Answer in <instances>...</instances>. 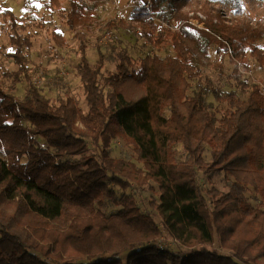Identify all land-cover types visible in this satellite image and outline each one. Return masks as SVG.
I'll return each mask as SVG.
<instances>
[{
  "label": "trees",
  "instance_id": "1",
  "mask_svg": "<svg viewBox=\"0 0 264 264\" xmlns=\"http://www.w3.org/2000/svg\"><path fill=\"white\" fill-rule=\"evenodd\" d=\"M65 1L63 17L73 28L90 23L105 0L46 5L61 8ZM192 1L150 0V8L130 12L151 46L173 49L145 55L137 68L126 50L114 47L106 57L98 51L92 65L79 35L75 73L86 111L70 94L51 102L33 83L31 36L5 10L17 71L3 77L12 89L24 80L27 92L19 99L0 81V264H264V79L241 83L244 98L204 79L227 105L219 116L206 103L205 87L193 86L212 44L229 53L235 71L248 70L249 57L264 65L255 45L264 39V24L209 16L208 30L196 28L184 10ZM230 1L232 15L242 16V0ZM105 59L114 68L101 72ZM117 136L140 165L112 156ZM215 174L230 178L227 191L212 185ZM144 188L151 195L138 202L133 192ZM163 235L169 244L159 243Z\"/></svg>",
  "mask_w": 264,
  "mask_h": 264
},
{
  "label": "rangeland",
  "instance_id": "2",
  "mask_svg": "<svg viewBox=\"0 0 264 264\" xmlns=\"http://www.w3.org/2000/svg\"><path fill=\"white\" fill-rule=\"evenodd\" d=\"M125 0H117L122 4ZM145 2L146 0H141ZM111 0H105L98 8L93 20L98 19L108 21L107 27L111 29V38L97 39L99 34L91 35L88 33L84 38L86 57L92 65L98 62L100 51L105 57L111 53V47L116 51L126 50L134 64L138 67L140 58L147 54H158L161 56L173 54V49L169 46L163 49H157L151 46L146 40V33L143 35L134 33L125 20L130 19V13H122V17L114 18L113 4ZM243 13L242 16L232 15L233 8L230 0H193L191 4L184 7L187 12L188 22L197 28L208 30L207 20L213 17V21H222L225 24H231L232 21L245 20L249 21L252 26H257L260 22L264 24V2L259 0H242ZM165 9V5H162ZM68 9V3L65 1L61 8H51L46 5V0H0V81L6 90H11L19 99H22L27 92V83L22 80L17 83L15 88H11V82L3 77V72L17 71V65L9 56L14 48L9 44V30L7 25V17L5 10H10L17 17L19 22L26 26L27 32L31 36L32 48L26 52L29 60L30 74L33 83L40 91L53 103L64 98L67 94L75 97L78 104L84 111L87 106L84 100L83 87L80 79L75 73V66L79 60V35L76 27L69 28L64 20L63 14ZM113 11V12H112ZM116 14V13H115ZM203 17H201L200 15ZM154 23L157 27H161L164 21L152 15ZM197 20H203V27H198ZM121 20V21H120ZM171 25H178V20H170ZM82 23L77 25H87ZM144 30V29H143ZM64 39L63 44H59L55 40V36ZM81 36V35H80ZM255 45L264 52V39L259 40ZM249 69L245 70L239 65L235 71V64L232 62L229 53L219 44H212L207 55L202 57L200 70L201 80H194L193 86L201 85L207 91L205 100L208 107L217 116L221 115L227 108L226 103L215 100L209 88L204 85V79L210 82V88L213 87L219 92L234 91L238 96L244 98L247 96V90L243 89L241 83L248 84L260 83L264 79V65H259L256 60L249 57ZM114 64L111 60H104L101 72L112 70ZM178 158H182L180 147H176ZM91 151L97 152L96 147L91 145ZM111 154L114 157L124 158L128 161L137 162L135 154L131 146H128L121 136H117L111 141ZM204 157L208 159L209 148L206 145ZM229 177L223 174H215L212 176V185L225 192L228 189ZM203 186L207 183L202 182ZM211 186V185H209ZM130 192V190H128ZM131 193V192H130ZM135 199L145 203L151 191L147 188L133 192ZM247 199L254 207L259 206V201L253 191H246ZM113 207H107L106 211ZM162 237H165L163 235ZM159 244V243H158ZM169 244V243H168ZM174 247V244H170ZM219 251L225 252L220 249Z\"/></svg>",
  "mask_w": 264,
  "mask_h": 264
},
{
  "label": "built area",
  "instance_id": "3",
  "mask_svg": "<svg viewBox=\"0 0 264 264\" xmlns=\"http://www.w3.org/2000/svg\"><path fill=\"white\" fill-rule=\"evenodd\" d=\"M111 4H113V12L114 14V18L115 17H122V13H130L131 11L135 10V9H140V8H150L151 6V2L150 0H146L145 2H142L141 0H125L124 3L119 4L117 3V0H111ZM116 13V14H115ZM200 15V14H199ZM201 17H203L202 15H200ZM127 24H129L131 30L134 33L137 34H141L143 35V29L141 27V25L135 21V20H125ZM196 21L198 23V27H203L204 22L203 20H197L196 17ZM107 22L108 21H102V20H92L89 24L87 25H76L73 27V29L76 27L77 30H74L75 32H78V34H80L81 36L85 37L88 33H91V35L94 34H99L97 36V39L102 40V39H109L112 36V31L110 28L107 27ZM197 28V27H196ZM168 242H170L169 238H162L161 241H159V243H164L167 244Z\"/></svg>",
  "mask_w": 264,
  "mask_h": 264
}]
</instances>
